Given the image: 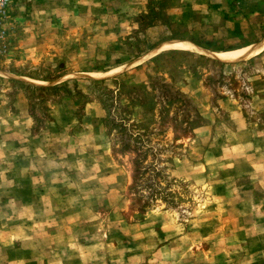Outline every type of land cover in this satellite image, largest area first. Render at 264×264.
Listing matches in <instances>:
<instances>
[{"label":"rangeland","instance_id":"rangeland-1","mask_svg":"<svg viewBox=\"0 0 264 264\" xmlns=\"http://www.w3.org/2000/svg\"><path fill=\"white\" fill-rule=\"evenodd\" d=\"M12 2L0 264H264V0Z\"/></svg>","mask_w":264,"mask_h":264},{"label":"crops","instance_id":"crops-1","mask_svg":"<svg viewBox=\"0 0 264 264\" xmlns=\"http://www.w3.org/2000/svg\"><path fill=\"white\" fill-rule=\"evenodd\" d=\"M246 1L254 2L260 0ZM229 2L230 0H175V4L169 8L168 14H171L173 18L185 15L197 18L201 15L200 12H207L205 16H212L213 12H219L221 17H229V15L225 14L230 9ZM238 15L241 17L240 13Z\"/></svg>","mask_w":264,"mask_h":264},{"label":"built area","instance_id":"built-area-1","mask_svg":"<svg viewBox=\"0 0 264 264\" xmlns=\"http://www.w3.org/2000/svg\"><path fill=\"white\" fill-rule=\"evenodd\" d=\"M12 0H0V57L10 49L8 20L12 12Z\"/></svg>","mask_w":264,"mask_h":264},{"label":"bare ground","instance_id":"bare-ground-1","mask_svg":"<svg viewBox=\"0 0 264 264\" xmlns=\"http://www.w3.org/2000/svg\"><path fill=\"white\" fill-rule=\"evenodd\" d=\"M245 50L244 51L231 52V53H228V54H222L219 57L222 58V59H224V60H235V59L240 58L241 56H244L245 55L244 54Z\"/></svg>","mask_w":264,"mask_h":264}]
</instances>
